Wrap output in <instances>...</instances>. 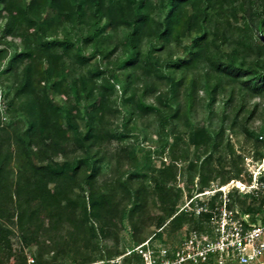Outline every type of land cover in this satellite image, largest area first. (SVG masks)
<instances>
[{
  "label": "trees",
  "instance_id": "trees-1",
  "mask_svg": "<svg viewBox=\"0 0 264 264\" xmlns=\"http://www.w3.org/2000/svg\"><path fill=\"white\" fill-rule=\"evenodd\" d=\"M240 2L0 0V66L11 49L0 69L5 106L0 110V264L12 257L16 264H27L24 251L14 247L16 230L38 264L62 259V264H110L148 238L164 242L166 227L180 228L176 217L207 230L208 214L194 219L178 211L184 196L177 184L178 164L186 163L188 179L197 186L188 196L209 187L223 130L209 134L192 122L188 110L196 107L199 92L228 91L231 101L239 88L243 95L264 98V43L254 39L255 32L264 34V6ZM66 25L70 28L63 33ZM87 45L91 54L84 50ZM97 54L107 62L104 68L99 61L90 65ZM68 68L77 72L73 82ZM114 81L121 84L128 106L127 125L161 107L162 127L186 115L183 130L171 138L169 162L154 165L148 158L137 167L135 148L101 120L116 111ZM158 82L166 92L158 94L155 107L144 97ZM18 117L22 121L16 125ZM260 118L262 133L264 114ZM201 150L208 151L204 158ZM113 159L115 170L104 173L103 164ZM131 164L133 170L118 173ZM240 174L234 166L227 176L221 174V185ZM228 196V206L247 212L251 223L264 211V199L246 207L235 204L234 192ZM123 222L130 226L132 245L120 235ZM151 226L156 231L147 236ZM139 261L133 252L119 264Z\"/></svg>",
  "mask_w": 264,
  "mask_h": 264
},
{
  "label": "rangeland",
  "instance_id": "rangeland-1",
  "mask_svg": "<svg viewBox=\"0 0 264 264\" xmlns=\"http://www.w3.org/2000/svg\"><path fill=\"white\" fill-rule=\"evenodd\" d=\"M253 1V0H252ZM251 0H241L240 5L244 4L250 6L251 4H263L264 0H255L252 3ZM242 21V20H241ZM70 25H66L62 32L69 30ZM72 33V32H71ZM254 39L258 42L264 43V34L254 33ZM5 45V44H4ZM2 45L0 44V47ZM7 46V45H6ZM87 54H91L92 47L87 45L84 47ZM11 56V49H8L7 56L2 58V63L0 69L5 68L6 62ZM100 62L101 68L107 65L106 60L101 61L99 59V54L92 56L90 65H94ZM70 71L71 81L77 79V72L73 68H68ZM115 82V91L112 98V102L116 111L112 114H105L101 117V120L106 124L113 127L120 134L124 135L123 142L129 147H134L138 162L137 167H140L144 162L149 160L154 165H159L163 161L169 162V145L171 138L176 134L181 128L185 120V114H183L182 119L178 122H170L165 126H161L159 123V118L162 115L164 108H159L156 111H149L145 114H141L138 117L132 119V121L127 125L125 123V114L128 110V106L123 104L121 97V84L118 81ZM154 89L145 94L144 101L146 103H152L155 107L159 106L157 103L158 94H163L166 92L163 83L158 82ZM229 89V87H227ZM161 92V93H160ZM228 94V91L226 92ZM243 91L239 88H235L234 95L231 101H227V94H220L216 91H212L211 88L206 92H199L198 103L193 109H189L188 112L193 116L192 122H199L205 129L211 134L213 129L223 130V145L219 152H216L213 156V161L211 168L213 171L209 174L210 185L207 188L215 190L221 186V174L228 175L230 170H233L234 166L241 169L240 179L243 185H239L238 188L235 183H228L224 187V192H234L235 204L240 206L241 204L248 207L252 202L258 205L259 200L264 199V187L259 189L257 193L253 191L252 186H256V179H261V173H264V131L260 133L262 129L261 115L264 114V98L249 97L248 95L241 94ZM63 100L69 102L67 96L63 97ZM257 105L255 114L246 120L248 111ZM4 102L0 98V110L4 112ZM5 123L8 122L7 119L4 120ZM22 121L21 117H18L14 121V124H20ZM183 130V129H182ZM249 131H253L255 134H261V136H255L248 134ZM207 150H201L200 154L204 158L207 155ZM193 154V148L189 149L190 157ZM115 159L109 162L106 161L103 164V172L107 173L110 170H115ZM186 163L179 162L178 164V174H177V184H179L184 189V196L181 198L179 204L183 203L185 196H188V190L194 185L187 176V171L185 169ZM133 164L125 166L123 169L118 168V173L121 171L133 170ZM252 184V185H251ZM223 194V193H220ZM252 200V196H254ZM258 198V199H257ZM154 214L158 213L157 208L152 209ZM249 212V211H248ZM258 219L260 223H264V211L258 214ZM176 222L180 224V228L172 229L166 227L163 230V240L167 244L175 245L179 242L181 237L185 234L186 229L191 225L192 221L189 218L180 219L175 218ZM156 231L155 227L151 226L146 229L147 236L152 235ZM15 237V249L16 252H20L22 249L24 254H31V247L26 246L24 241L18 235L16 230ZM120 235L124 238L127 245H132L131 240V230L127 222L121 224ZM153 241L159 242L160 240L154 239ZM123 255L117 257L119 262H121ZM116 259V258H115ZM17 260L12 257L8 264H16ZM102 263V261H99ZM60 264L64 263V259L59 261ZM36 264H38L36 262ZM110 264H113L110 260ZM230 264V263H225ZM232 264V263H231Z\"/></svg>",
  "mask_w": 264,
  "mask_h": 264
},
{
  "label": "built area",
  "instance_id": "built-area-1",
  "mask_svg": "<svg viewBox=\"0 0 264 264\" xmlns=\"http://www.w3.org/2000/svg\"><path fill=\"white\" fill-rule=\"evenodd\" d=\"M228 183H235L238 188L243 185L237 179ZM226 184L215 190L205 188L192 196H185L183 203L179 204L178 211L189 212L194 219L202 214L209 215L205 232L194 228L191 223L175 245L148 238L127 250L122 257L133 252L138 254L140 261L132 264H264V223L261 224L259 219L251 223L247 212L239 213L236 207L228 206L229 196L224 192ZM255 184L252 189L256 193L264 187L260 179H256ZM218 191L223 194L213 202L212 196ZM26 261L27 264H36L31 254H26ZM111 262L119 264L117 257Z\"/></svg>",
  "mask_w": 264,
  "mask_h": 264
}]
</instances>
